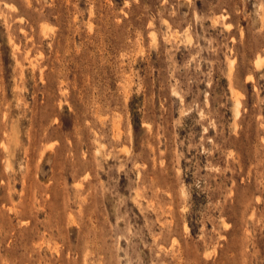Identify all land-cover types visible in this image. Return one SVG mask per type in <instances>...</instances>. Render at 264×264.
Returning <instances> with one entry per match:
<instances>
[{"label": "rangeland", "instance_id": "rangeland-1", "mask_svg": "<svg viewBox=\"0 0 264 264\" xmlns=\"http://www.w3.org/2000/svg\"><path fill=\"white\" fill-rule=\"evenodd\" d=\"M261 56L264 0H0V264H264Z\"/></svg>", "mask_w": 264, "mask_h": 264}, {"label": "bare ground", "instance_id": "bare-ground-1", "mask_svg": "<svg viewBox=\"0 0 264 264\" xmlns=\"http://www.w3.org/2000/svg\"><path fill=\"white\" fill-rule=\"evenodd\" d=\"M263 60H264V59H263V57L261 56V57H259V58H258V60H257V61H258V63H260V64H261ZM259 67H260V66H259ZM235 109H236V108H235Z\"/></svg>", "mask_w": 264, "mask_h": 264}]
</instances>
